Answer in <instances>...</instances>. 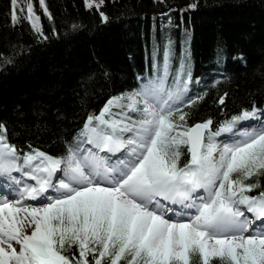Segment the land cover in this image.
<instances>
[{
    "label": "snow or ice",
    "instance_id": "1",
    "mask_svg": "<svg viewBox=\"0 0 264 264\" xmlns=\"http://www.w3.org/2000/svg\"><path fill=\"white\" fill-rule=\"evenodd\" d=\"M10 4L14 24L18 10L26 11L47 39L32 3ZM39 4L51 19L45 0ZM169 60L166 49L163 65L153 63L152 76L136 90L142 105L125 106L121 94L88 116L83 143L70 146L66 159L31 145L24 153L0 123V264H212L214 257L220 264H264V185L253 179L264 176V126L247 136L210 118L189 126L181 110L201 97L188 95L187 58L171 74ZM170 75L182 83L175 92L164 88ZM113 108L121 109L120 119L110 121L105 117ZM253 119L264 120V109L253 106L231 122ZM226 133L233 140L221 144L216 138ZM181 144L190 154L183 167ZM25 177L38 186L25 184ZM4 189L19 195L6 198ZM73 246L77 251L65 254Z\"/></svg>",
    "mask_w": 264,
    "mask_h": 264
},
{
    "label": "trees",
    "instance_id": "2",
    "mask_svg": "<svg viewBox=\"0 0 264 264\" xmlns=\"http://www.w3.org/2000/svg\"><path fill=\"white\" fill-rule=\"evenodd\" d=\"M38 1H26L36 13ZM96 1L90 0L93 7L88 8L85 0H45L52 16H40L45 39L25 11L18 10L14 24L10 0H0V123L10 144L24 153L31 145L66 159L70 146L83 143L87 117L99 115L110 97L123 94L120 103L126 106L152 76L153 63L163 65L166 49L170 74L187 58L188 95L201 97L181 110L188 113L189 126L209 118L216 127L230 125L239 133L264 126V120L231 122L253 106L264 109V0ZM180 86L172 75L164 84L166 92ZM120 111L113 108L105 118L118 120ZM173 115L180 123V112ZM94 126L111 132L105 125ZM232 140L231 133L221 135L222 143ZM177 150L183 167L190 161L188 148L181 144ZM253 179L264 185V176ZM76 251L75 246L64 250ZM212 264H220L219 258Z\"/></svg>",
    "mask_w": 264,
    "mask_h": 264
},
{
    "label": "rangeland",
    "instance_id": "3",
    "mask_svg": "<svg viewBox=\"0 0 264 264\" xmlns=\"http://www.w3.org/2000/svg\"><path fill=\"white\" fill-rule=\"evenodd\" d=\"M23 1H25V5H24V8L26 9V7H27V4H28V2H26L27 0H17V4H18V6H21L22 5V2ZM94 3H96L97 1L96 0H92ZM89 2H90V0H89ZM91 3V2H90ZM33 6H34V8H35V5L33 4ZM38 7L40 8V12L39 13H36V15H38L39 17L41 16V15H43V16H47L45 13H44V11H43V9L41 8V6H40V4H39V1H38ZM25 15H26V18H27V13H26V11H25ZM28 20V19H27ZM29 21V20H28ZM30 23V22H29ZM40 24H41V21H39V27H40ZM31 25V24H30ZM137 102H139V105H142V101L140 100V97H136V96H129L128 98H127V100H126V106L128 105V104H137ZM127 109V108H126ZM249 134V131H241V133H239V136H247ZM221 144H222V141H221V136L220 137H217L216 138ZM224 143V142H223ZM215 155V154H214ZM21 175H23V172L21 173ZM37 175H41L40 173H37ZM24 180H25V184H30L31 186H38L37 184H36V182L35 181H31L29 178H27V177H25L24 178ZM21 190H23V189H21ZM19 195V193H17V192H15V191H12L11 193H6L5 194V196H6V198L7 197H9V196H11V197H16V196H18ZM29 203H35L34 201H29Z\"/></svg>",
    "mask_w": 264,
    "mask_h": 264
},
{
    "label": "bare ground",
    "instance_id": "4",
    "mask_svg": "<svg viewBox=\"0 0 264 264\" xmlns=\"http://www.w3.org/2000/svg\"><path fill=\"white\" fill-rule=\"evenodd\" d=\"M3 192H4V195L6 194V193H11V192H9L8 190H6V189H4V190H2ZM6 197V196H5Z\"/></svg>",
    "mask_w": 264,
    "mask_h": 264
}]
</instances>
